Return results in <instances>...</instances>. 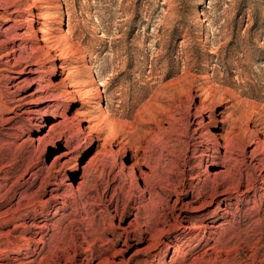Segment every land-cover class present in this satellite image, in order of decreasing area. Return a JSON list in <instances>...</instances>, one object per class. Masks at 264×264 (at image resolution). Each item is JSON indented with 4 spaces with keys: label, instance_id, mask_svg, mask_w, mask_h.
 Returning a JSON list of instances; mask_svg holds the SVG:
<instances>
[{
    "label": "rangeland",
    "instance_id": "374dc122",
    "mask_svg": "<svg viewBox=\"0 0 264 264\" xmlns=\"http://www.w3.org/2000/svg\"><path fill=\"white\" fill-rule=\"evenodd\" d=\"M50 2L76 76L0 59V264H264V0Z\"/></svg>",
    "mask_w": 264,
    "mask_h": 264
},
{
    "label": "bare ground",
    "instance_id": "6f19581e",
    "mask_svg": "<svg viewBox=\"0 0 264 264\" xmlns=\"http://www.w3.org/2000/svg\"><path fill=\"white\" fill-rule=\"evenodd\" d=\"M52 7L54 5L50 0H0V33L4 35V39L0 41V50L5 44L14 42L10 46L11 50L0 55L4 63L2 69L13 72L10 78L14 79L12 86L15 89L36 85L26 95L34 100H54L60 94L58 89L76 76L73 64L75 60L70 53L69 33H64L60 26L53 27L61 22L51 10ZM8 20L12 23L5 26L2 22ZM15 73H20L21 76ZM50 73L60 77L57 83L52 82ZM211 102L201 98V103L193 113V120L198 126L196 129L202 131L206 127L208 121L205 116L208 114L211 122L223 131L227 120L217 119ZM88 113L84 112L83 119L87 122L86 127H91ZM223 145L226 155L229 145L226 141Z\"/></svg>",
    "mask_w": 264,
    "mask_h": 264
}]
</instances>
